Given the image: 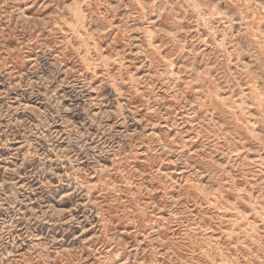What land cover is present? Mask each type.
Segmentation results:
<instances>
[{
    "label": "rangeland",
    "instance_id": "1",
    "mask_svg": "<svg viewBox=\"0 0 264 264\" xmlns=\"http://www.w3.org/2000/svg\"><path fill=\"white\" fill-rule=\"evenodd\" d=\"M0 264H264V0H0Z\"/></svg>",
    "mask_w": 264,
    "mask_h": 264
}]
</instances>
